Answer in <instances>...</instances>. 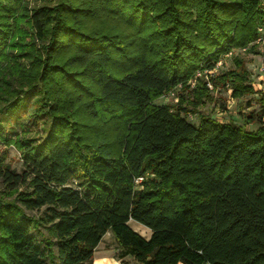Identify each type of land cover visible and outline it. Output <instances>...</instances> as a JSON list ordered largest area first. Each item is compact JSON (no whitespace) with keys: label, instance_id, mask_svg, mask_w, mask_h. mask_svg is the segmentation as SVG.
<instances>
[{"label":"trees","instance_id":"obj_1","mask_svg":"<svg viewBox=\"0 0 264 264\" xmlns=\"http://www.w3.org/2000/svg\"><path fill=\"white\" fill-rule=\"evenodd\" d=\"M42 1L0 0V136L22 160L0 165L15 194L0 196V264H90L108 231L136 264H264V105L247 130L184 104L209 98L206 76L254 92L241 59L204 71L256 48L263 2Z\"/></svg>","mask_w":264,"mask_h":264},{"label":"rangeland","instance_id":"obj_2","mask_svg":"<svg viewBox=\"0 0 264 264\" xmlns=\"http://www.w3.org/2000/svg\"><path fill=\"white\" fill-rule=\"evenodd\" d=\"M29 7H35L42 4V0H26ZM264 6V5H262ZM39 44H37L38 46ZM234 58L243 60V65L245 70L249 73V82L251 83L254 92L241 96L240 98H234L231 94V89L225 86H219L218 88H213L212 82L205 77L207 82L210 83L211 87H208L211 92L209 98L197 107L193 104H187V108L190 110H196L198 113L208 115L219 122H233L244 126L247 130H255L259 124L256 113L261 112V105H264V71L259 68L264 65V43L256 45V48L252 51L249 49H234L221 57V64L217 65L216 68L209 76L219 75L222 72L232 69L234 65ZM202 76V75H201ZM193 82L190 81V88L194 87L195 78ZM181 92L177 89L174 93H167L166 95L160 96L156 103L158 104H174L179 100V95ZM250 115L252 117L245 118V116ZM186 118L196 123L198 121L197 113H191L185 115ZM262 122L264 123V116L262 117ZM26 121V120H24ZM15 126V131L6 125L1 131L2 135L13 140L17 135L10 132H16L20 136L28 135L27 137H33L36 140L41 137L40 129L34 125L30 124L26 127L29 131L22 130L19 125L13 124ZM8 130H10L8 132ZM0 165L8 166L10 170L15 172H20L22 169V160L20 158L19 151L15 148L14 144L10 140H5L0 136ZM22 187L19 188L21 190ZM14 193L10 192L7 186L0 180V196L5 200L10 201L14 198ZM129 225L139 234L144 237H148L150 231L144 226L137 224L134 221H129ZM119 246L111 234L110 231L106 232L98 245L96 246L90 264H136L129 256L123 258L118 257ZM181 264V263H179Z\"/></svg>","mask_w":264,"mask_h":264},{"label":"built area","instance_id":"obj_3","mask_svg":"<svg viewBox=\"0 0 264 264\" xmlns=\"http://www.w3.org/2000/svg\"><path fill=\"white\" fill-rule=\"evenodd\" d=\"M262 2H263V4H264V0H261ZM258 31H259V33H260V36L255 40V44H260V43H264V36L263 35H261V34H263V32H262V28L261 27H259L258 28ZM230 53V52H229ZM222 62H221V58L217 61V63H216V66L217 65H220ZM216 68V67H215ZM214 68V69H215ZM213 69V70H214ZM261 71H264V65H261L260 66V68H259ZM213 70H210V71H204V73H207V74H211L212 72H213ZM199 76H201V72L200 71H197L196 72V74H195V78L196 77H199ZM194 80H191V82H193ZM207 85H208V87H211L210 86V83L209 82H207ZM167 93H170V94H172V93H174V91H169V92H167ZM166 93V94H167ZM166 94H164V95H166ZM163 95V96H164Z\"/></svg>","mask_w":264,"mask_h":264},{"label":"bare ground","instance_id":"obj_4","mask_svg":"<svg viewBox=\"0 0 264 264\" xmlns=\"http://www.w3.org/2000/svg\"><path fill=\"white\" fill-rule=\"evenodd\" d=\"M150 236V235H149Z\"/></svg>","mask_w":264,"mask_h":264}]
</instances>
